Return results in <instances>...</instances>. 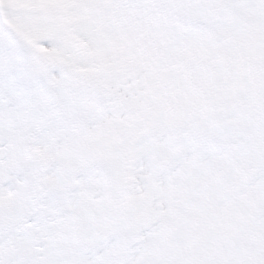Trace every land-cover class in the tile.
<instances>
[{"label": "snow or ice", "instance_id": "obj_1", "mask_svg": "<svg viewBox=\"0 0 264 264\" xmlns=\"http://www.w3.org/2000/svg\"><path fill=\"white\" fill-rule=\"evenodd\" d=\"M0 264H264V0H0Z\"/></svg>", "mask_w": 264, "mask_h": 264}]
</instances>
